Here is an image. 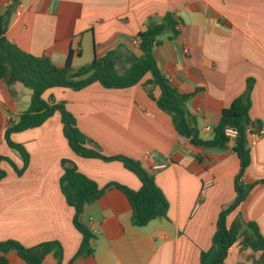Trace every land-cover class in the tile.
Listing matches in <instances>:
<instances>
[{
    "label": "crops",
    "instance_id": "0c3cea01",
    "mask_svg": "<svg viewBox=\"0 0 264 264\" xmlns=\"http://www.w3.org/2000/svg\"><path fill=\"white\" fill-rule=\"evenodd\" d=\"M168 12L179 21V35L163 34L153 57L169 83L189 95L185 109L195 120L199 139L214 138L222 110L246 91L250 78V118L257 122L252 132L264 128V0H0L11 43L56 65H63L71 51L75 70L112 49L118 51V62L127 61L131 52L140 55L138 32ZM151 77L148 73L139 83L120 89L94 82L78 91L53 87L42 95L46 101L53 97L65 102L80 131L104 155H125L152 171L169 203L167 218L136 227L124 193L108 189L84 208L81 218L95 236V253L74 264H201L221 212L238 197L241 164L235 140L204 146L179 134L170 114L158 105L160 88L149 86L151 98L143 85ZM18 84L0 80V156L20 169L21 156L4 139L6 128L19 121L31 102L32 91ZM11 137L26 148L30 161L21 176L7 161L0 163L6 171L0 180V241L32 247L57 240L64 250L62 264L70 262L82 235L60 189L62 159L72 161L100 187L110 182L133 190L141 187L119 161L76 155L58 112L41 126ZM248 147L251 163L241 178L247 185L264 178V135L255 146L248 141ZM239 214L256 222L264 236V184L255 185L227 216V224ZM241 240L228 249L225 264H254L259 259L260 252ZM7 258L10 264H29L15 251ZM41 264L57 261L48 255Z\"/></svg>",
    "mask_w": 264,
    "mask_h": 264
},
{
    "label": "trees",
    "instance_id": "16d2710c",
    "mask_svg": "<svg viewBox=\"0 0 264 264\" xmlns=\"http://www.w3.org/2000/svg\"><path fill=\"white\" fill-rule=\"evenodd\" d=\"M18 1V0H16ZM7 16L0 15V80L8 83H21L32 91V98L28 108L21 114L19 121L10 124L4 132V139L8 146L17 151L23 160V167L18 168L12 160L0 156L1 161H7L21 176L28 168L30 155L26 148L12 140V134L36 128L44 124L56 112L61 116L63 134L71 150L82 158H97L106 162L119 161L132 172L141 182L138 190L116 182H110L100 187L93 179L81 173L76 165L62 159L63 173L60 177V189L67 204L74 209L73 224L82 235L81 245L68 264H74L78 258L92 256L95 253L93 240L95 236L82 222L84 208L99 200L108 189L117 188L124 193L132 207V224L136 227L146 226L150 221L167 218L169 203L163 191L156 183L152 171L143 167L141 162L125 155H104L100 147L77 126L76 118L67 109L65 102H57L53 97L44 100L43 93L53 87L81 90L94 82H99L105 88L120 89L139 83L146 74L151 79L143 85L148 95L154 98L152 88L158 86L161 95L157 99L159 107L170 114L175 129L182 136L189 138L193 144L204 146H224L229 142L224 130L227 127L239 131L235 139L234 151L240 159V172L237 176L236 190L239 204L257 184H264V178L254 184H242L241 178L245 169L251 163V154L248 147V134L252 126L256 125L250 118L252 107V90L254 79L247 82L246 91L232 102L230 107L221 112V119L215 129L214 138L203 141L198 137L195 120L192 121L185 109L189 95L180 93L160 72L153 57V49L161 43L160 37L170 33V38L179 35V21L171 12L159 19H152L145 29L138 32L140 55L127 54L130 66L123 74L118 73V51L109 50L103 57L94 56L93 60L75 70L72 66V52L70 51L63 65L54 64L47 57H39L23 51L6 37ZM261 128V127H260ZM6 176V171L0 166V180ZM230 206L222 211L216 223V230L212 246L208 251L201 253V264H225L228 249L242 239V245L260 252V257L254 264H264V236L254 221H245L237 215L227 224V216L238 206ZM15 251L17 255L29 264H41L48 255H53L57 264H62L63 246L57 240L41 242L32 247H25L16 240L0 241V264H10L7 254Z\"/></svg>",
    "mask_w": 264,
    "mask_h": 264
},
{
    "label": "built area",
    "instance_id": "2783aa9c",
    "mask_svg": "<svg viewBox=\"0 0 264 264\" xmlns=\"http://www.w3.org/2000/svg\"><path fill=\"white\" fill-rule=\"evenodd\" d=\"M18 9V4H17V8ZM207 130H209V128H207ZM224 134L226 137H228L230 140H235L238 135H239V131L236 128L233 127H227L224 130ZM264 135V128L261 127L259 128L256 132H252L250 134V139H249V144L251 146H255L256 143L258 142V140ZM164 166H157V168H163Z\"/></svg>",
    "mask_w": 264,
    "mask_h": 264
},
{
    "label": "rangeland",
    "instance_id": "374dc122",
    "mask_svg": "<svg viewBox=\"0 0 264 264\" xmlns=\"http://www.w3.org/2000/svg\"><path fill=\"white\" fill-rule=\"evenodd\" d=\"M130 66L128 61H120L117 63V69L119 74H123L124 71ZM82 67V66H79ZM21 88H24L23 85L18 84ZM235 202V201H234Z\"/></svg>",
    "mask_w": 264,
    "mask_h": 264
},
{
    "label": "water",
    "instance_id": "95a60500",
    "mask_svg": "<svg viewBox=\"0 0 264 264\" xmlns=\"http://www.w3.org/2000/svg\"><path fill=\"white\" fill-rule=\"evenodd\" d=\"M241 183H244L243 181H241ZM239 204V197L236 198L235 202H234V206L238 205Z\"/></svg>",
    "mask_w": 264,
    "mask_h": 264
}]
</instances>
